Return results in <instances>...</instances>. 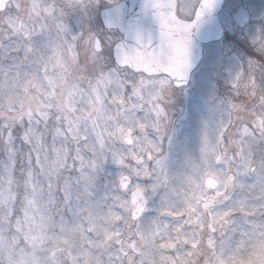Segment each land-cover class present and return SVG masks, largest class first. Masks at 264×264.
I'll return each mask as SVG.
<instances>
[{
	"label": "snow or ice",
	"instance_id": "snow-or-ice-1",
	"mask_svg": "<svg viewBox=\"0 0 264 264\" xmlns=\"http://www.w3.org/2000/svg\"><path fill=\"white\" fill-rule=\"evenodd\" d=\"M0 264H264V0H0Z\"/></svg>",
	"mask_w": 264,
	"mask_h": 264
}]
</instances>
